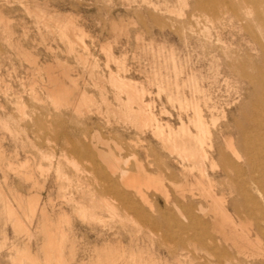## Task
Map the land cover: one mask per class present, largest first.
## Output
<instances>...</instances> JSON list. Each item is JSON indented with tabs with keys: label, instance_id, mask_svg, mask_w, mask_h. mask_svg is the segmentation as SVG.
Here are the masks:
<instances>
[{
	"label": "rangeland",
	"instance_id": "rangeland-1",
	"mask_svg": "<svg viewBox=\"0 0 264 264\" xmlns=\"http://www.w3.org/2000/svg\"><path fill=\"white\" fill-rule=\"evenodd\" d=\"M263 157L264 0H0V264H264Z\"/></svg>",
	"mask_w": 264,
	"mask_h": 264
},
{
	"label": "bare ground",
	"instance_id": "bare-ground-1",
	"mask_svg": "<svg viewBox=\"0 0 264 264\" xmlns=\"http://www.w3.org/2000/svg\"><path fill=\"white\" fill-rule=\"evenodd\" d=\"M76 104H77V103H76ZM137 108H138V107H137ZM197 115H198V112H197ZM197 115H196V117H197ZM200 115H201V114H200ZM197 118H198V117H197ZM197 118H196V119H197ZM200 118L202 119V117H200ZM150 119H151V118H150ZM198 119H199V118H198ZM198 119H197V120H198ZM152 120H153V119H152ZM197 120H196V121H197ZM197 122L199 123V124L197 123L198 126H201L200 122L202 123L203 121H200V120H199V121H197ZM197 124L195 123L196 126H197ZM202 125H203V124H202ZM158 127H159V126H158ZM205 127H207V126L205 125ZM185 128H186V126H185ZM185 128H183V129L185 130ZM197 128H198V127H197ZM202 128H203V126H202ZM202 128H200V130H201ZM172 129H173V127H172ZM186 129H187V128H186ZM188 129H189V128H188ZM176 130H177V129H176ZM176 130H174V131H176ZM179 130H180V129H179ZM179 130H177V131H179ZM184 130H183V131H184ZM206 130H207V129H206ZM168 131H169V130H168ZM177 131H176V132H177ZM180 131H181V130H180ZM186 131H187V130H186ZM189 131H190V130H189ZM202 131L205 132V129L203 128ZM176 132H175V133H176ZM187 132H188V131H187ZM204 132H203L202 137L204 136V134H205L204 137H206V133H204ZM170 133H171V131H170ZM184 133H185V132H184ZM201 133H202V132L200 131V134H201ZM209 133H210V132H209ZM176 134H178V133H176ZM185 134H186V133H185ZM191 134H192V133H191ZM168 135H170V134H168ZM172 135H174V136H173V139H174L175 134L172 133ZM172 135L169 136V137L171 138ZM194 135H195V134H194ZM162 136H163V135H162ZM176 136H177V135H176ZM185 136H186V135H185ZM187 136H188V135H187ZM189 136L191 137L190 134H189ZM200 136H201V135H200ZM96 138H97V137H96ZM183 138H184V135H183ZM199 138H200V137H199ZM199 138H198V139H199ZM165 139H166V137H165ZM176 139H177V138L175 137L174 140L176 141ZM178 139L180 140V137H179V136H178ZM203 139H205V138H202L201 140H203ZM98 140H99V139H98ZM189 140H190V139H189ZM194 140H195V139H194ZM196 140H197V139H196ZM196 140H195V141H196ZM92 141H93V140H92ZM181 141H182V139H181L180 141H178V142H181ZM186 141H187V140H186ZM197 141H198V140H197ZM169 142H170V141H169ZM172 142H173V140H172ZM176 142H177V141H176ZM189 142H190V141H189ZM189 142H188V143H189ZM199 142H200V140H199ZM199 142H197V143H199ZM201 142L203 143L204 140L201 141ZM98 143H99V142H98ZM182 143H183V142H182ZM191 143H192V142H191ZM212 143H213V142H212ZM176 144H177V143H176ZM185 144H186V143H185ZM195 144H196V143H194V145H195ZM200 144H201V143H199V145H200ZM204 144H205V143H203V145H204ZM97 145H98V144H97ZM183 145H184V144H183ZM192 145H193V143H192ZM179 146H180V145H179ZM179 146H178V149H179ZM195 146H196V145H195ZM195 146H194V147H195ZM173 147H174V146H173ZM197 147H198V146H197ZM200 147H202V146L200 145ZM200 147H198V148H200ZM173 149H174V148H173ZM176 149H177V148H176ZM185 149H186V148H185ZM189 149H190V147H189ZM179 150L181 151V150H183V149L180 148ZM196 150H197V149H196ZM196 150H195V152H194L195 155H196V152H197ZM201 150L203 151V149H201ZM201 150H199V152H200ZM204 150H205V149H204ZM174 151H175V149H174ZM176 151H177V150H176ZM190 151H191V150H190ZM190 151H189V152H190ZM192 151H193V149H192ZM192 151H191V152H192ZM206 151L208 152L207 149H206ZM103 152H104V151H103ZM172 152H173V151H172ZM177 152H178V151H177ZM182 152H183V151H182ZM189 152H188V153H189ZM203 152H204V151H203ZM99 153H100V152H99ZM178 153H181V152H178ZM197 153H198V152H197ZM205 153H206V152H205ZM96 154H97V153H96ZM181 154H182V153H181ZM184 154H185V152H184ZM192 154H193V153H192ZM192 154H190V155H192ZM202 154H203V153H202ZM206 154H207V153H206ZM208 154H209V153H208ZM182 155H183V154H182ZM195 155H193L194 158H195L197 155H199V154H197L196 156H195ZM179 156H181V155L179 154ZM186 156H189V155L187 154ZM186 156L184 157L185 159H183V160H186ZM199 156H200V155H199ZM201 156H202V155H201ZM99 157H100V156H99ZM111 157H112V156H111ZM191 157H192V156H191ZM181 158H182V157H181ZM188 158H189V157H188ZM200 158L203 159V157H200ZM200 158H198V159L195 158V159H197V161H198ZM263 158H264V157H263ZM206 159H207V157H206ZM206 159H205V160H206ZM192 160H193V159H192ZM203 160H204V159H203ZM208 160H209V157H208ZM106 161H108V160L106 159ZM200 161H201V159H200L198 162H200ZM206 161H207V160H206ZM213 161H214V160H213ZM112 162H113V161H112ZM184 162H185V161H184ZM189 162H190V161H189ZM211 162H212V161H211ZM109 163H111L110 160H109ZM186 163H187V162H186ZM192 163H193V162H192ZM194 163H195V162H194ZM200 163H201V164H200ZM200 163H198V166H197V167H199V166L201 165V166H200V168H201V167H202V164H204V163H203L202 161H201ZM111 164H112V163H111ZM183 164H184V163H183ZM199 164H200V165H199ZM211 164H212V163H211ZM113 165H114V164H113ZM213 165H214V164H213ZM57 166H58V165H57ZM117 166H118V165H117ZM117 166H116V167H117ZM193 166H195V164H194ZM210 166H212V165H210ZM116 167H115L114 169H116ZM188 167H189V166H188ZM188 167H186V168H188ZM203 167H204V171H206V170H205V167H206V166L203 165ZM194 168H195V167H194ZM206 168H207V167H206ZM211 168H212V167H211ZM201 169H203V168H201ZM112 170H113V169H112ZM187 170H188V169H187ZM200 171H201V170H200ZM212 171H214V170H212ZM206 173H207V171H206ZM206 173H205V174H206ZM115 174H116V173H115ZM201 175H202V174H201ZM203 176H204V174H203ZM205 176H207V174H206ZM131 179H133V177H131ZM204 179H206V178L204 177ZM212 179H213V178H212ZM198 180H199V179H198ZM208 181H209V180H208ZM198 182H199V181H198ZM199 183H200V182H199ZM199 183H198V184H199ZM209 184H210V183H209ZM210 185H211V184H210ZM210 185H209V186H210ZM187 186H188V185H187ZM199 186H201V185L199 184ZM210 187H211V186H210ZM210 187L208 188L209 190H211ZM193 188H194V187H193ZM195 188H196V187H195ZM197 188H198V186H197ZM212 188H213V187H212ZM180 189H181V188H180ZM182 189H183V188H182ZM206 189H207V188H206ZM192 191H193V190H192ZM201 191H202V190H201ZM204 191H205V190H204ZM182 192H183V191H182ZM194 192H195V191H194ZM197 192H198V191H197ZM183 193H184V192H183ZM187 193H188V192H187ZM200 193H201V192H199V195H200ZM212 193H213V191H212ZM212 193H211V191H208V190L205 191V194H206L207 197H210L213 201L217 202V199L215 198L216 195L214 196V195H212ZM141 194H142V193H141ZM166 194H167V193H166ZM184 194H186V193H184ZM143 195H144V194H143ZM190 195H192V194H190ZM201 195H202V194H201ZM144 196H146V195H144ZM193 196H194V194H193ZM195 196H196V195H195ZM206 196H205V197H206ZM22 197H23V196H22ZM24 197H25V196H24ZM36 197H37V196H36ZM167 197H168V196H167ZM169 197H170V195H169ZM179 197H181V196H179ZM202 197H203V195H202ZM216 197H217V196H216ZM38 198H39V197H38ZM184 198H185V196H184ZM25 199H26V198H25ZM194 199H195V198H194ZM206 199H207V198H206ZM206 199H205V201H206ZM184 200H185V199H184ZM21 201H22V200H21ZM222 201H223V200H222ZM224 202H225V201H224ZM224 202H223V203H224ZM39 204H40V203H39V200H37V199L34 200V210H35V211L38 210V205H39ZM79 204H80V203H79ZM82 204H83V203H82ZM166 204H167V203H166ZM168 205H169V204H168ZM173 205H174V204H173ZM193 205H194V204H193ZM110 206H111V205H110ZM195 206H196V205H195ZM195 206H194V207H195ZM199 206H200V205H199ZM223 206H224V205H223ZM194 207H193V211H194V209H195ZM196 208H197V207H196ZM176 210H177V209H176ZM182 210H183V208H182ZM204 210H205V209H204ZM202 211H203V210H202ZM206 211H207V209H206L204 212H202V213H205ZM208 211H209V210H208ZM217 211H218V210H217ZM64 212H65V211H64ZM178 212H180V210H179ZM184 212H185V211H184ZM184 212H183V213H184ZM199 212H200V211H199ZM80 213H81V212H80ZM180 213H181V212H180ZM219 213H220V215L222 216V219L220 220L221 222H226V223L228 222V223L231 224L230 226H232V225L234 224V221H233L232 217L229 216V214L226 212V210L224 209V207H219ZM12 214H13V213H12ZM34 214H35V213H34ZM42 214H43V217H46V219L48 218V217H47V216H48V215H47V211H45V210L42 209ZM64 214H66V213H63V215H64ZM186 214H187V213H186ZM199 214H200V213H199ZM209 214H211V212H210ZM212 214H213V213H212ZM46 215H47V216H46ZM35 216H36V215H35ZM188 216H189V215H188ZM213 216H214V215H213ZM62 217H63V216H62ZM64 217H65V216H64ZM64 217H63V218H64ZM196 217H197V216H196ZM207 217H208V215H207ZM217 217H218V216H217ZM217 217L215 218V221L219 222V220L217 219ZM29 218H30V217H29ZM63 218H62V219H63ZM181 218H183V217L181 216ZM62 219H61V221H60V218H59L58 221H60V223H62ZM30 220H31V219H30ZM147 220H149V219L147 218ZM187 220H188V219H187ZM191 220H192V219H191ZM33 221H34V220H33ZM56 221H57V220H56ZM58 221H57V222H58ZM142 221H143V219L141 220V222H142ZM145 221H146V219H145ZM145 221H144V222H145ZM153 221H154V220H153ZM192 221H193V220H192ZM50 222H51V221H50ZM50 222H49V223H50ZM146 222H147V221H146ZM154 222H155V221H154ZM189 222H191V221L189 220ZM195 222H196V221H195ZM235 222H236V221H235ZM21 223H22V222H21ZM60 223H59V224H60ZM148 223H149V222H148ZM148 223H147V224H148ZM208 223H209V222H208ZM226 223H225V224H226ZM50 224H51V223H50ZM144 224H145V223H144ZM144 224H143V225H144ZM149 224H150V223H149ZM154 224H155V223H154ZM168 224H169V223H168ZM201 224H202V223H201ZM225 224H224V225H225ZM47 225H48V224H47ZM52 225H53V224H52ZM54 225L56 226V225H58V224H57V223H56V224L54 223ZM54 225H53V226H54ZM156 225H157V224H156ZM158 225H159V224H158ZM50 226H51V225H50ZM50 226H48V227H50ZM151 226H152V225H151ZM160 226H161V225H160ZM207 226H208V225H207ZM234 226H235V224H234ZM234 226H233V227H234ZM236 226H237V225H236ZM26 227H27V226H26ZM48 227H47V228H48ZM51 227H52V226H51ZM51 227H50V228H51ZM61 227H63V226L61 225ZM154 227H155V226H154ZM204 227H205V226H204ZM208 227H209V226H208ZM233 227H232V228H233ZM237 227H238V226H237ZM45 228H46V227H45ZM56 228H58V226H57ZM170 228H171V227H170ZM259 228H260V227H259ZM153 229H154V228H152V231H153ZM157 229H158V228H157ZM235 229H236V228H235ZM48 230H49V229H48ZM58 230H59V229H58ZM63 230H65V229H63ZM155 230H156V228L154 229L153 232H155ZM159 230H161V229H158L156 232L159 233V232H158ZM207 230H208V228H207ZM210 230H211V228H210ZM221 230H222V229H221ZM233 230H234V228H233ZM51 231H52V230L50 229L49 232L51 233ZM59 231H60V230H59ZM204 231H205V230H204ZM204 231H203V232L201 231V233H205ZM234 231H236V230H234ZM180 232H181V231H180ZM207 232H208L207 234H209V231H207ZM222 232H223V230H222ZM243 232H244V231H243ZM58 233H59V232H58ZM60 233H61V232H60ZM62 233H63V232H62ZM67 233H68V232H67ZM67 233H65V234H67ZM163 233H164V232H163ZM185 233H186V232H185ZM197 233H198V232H197ZM226 233H227V231H226ZM30 234H31V233H30ZM68 234H70V233H68ZM68 234H67V235H68ZM223 234H224V233H223ZM223 234H221V236H222ZM227 234H228V233H227ZM227 234H226V235H227ZM229 234H230V233H229ZM241 234H243V233H241ZM31 235H32V234H31ZM51 235H52V234H50V237H51ZM59 235H60V234H59ZM62 235H64V234H62ZM152 235L154 236V234H152ZM155 235H156V233H155ZM157 235H158V234H157ZM163 235H164V234H163ZM187 235H188V233H187ZM195 235H197V234H195ZM201 235H202V234H201ZM203 235L205 236V234H203ZM226 235H225V236H226ZM239 235H240V232H239ZM48 236H49V235H48ZM53 236H54V234H53ZM56 236H58V235H56ZM60 236H61V235H60ZM65 236H66V235H65ZM72 236H74V235H72ZM137 236H138V235H137ZM223 236H224V235H223ZM240 236H241V235H240ZM243 236H245V235H243ZM243 236H242V237H243ZM54 237H55V236H54ZM143 237H144V236H143ZM154 237H155V236H154ZM154 237H153V238H154ZM46 238H47V237H46ZM51 238H52V241H53V240H54L53 237H51ZM51 238H49L48 243H49V241H51V240H50ZM60 238H61V237H60ZM62 238H63V237H62ZM145 238H146V237H145ZM185 238H186V237H185ZM187 238H188V237H187ZM208 238H209V237H208ZM224 238H225V237H224ZM244 238H245V237H244ZM63 239H64V238H63ZM66 239H68V238H66ZM131 239H132V238H131ZM151 239H152V238H151ZM154 239H155V238H154ZM154 239H153V240H154ZM176 239H177V238H176ZM57 240H58V239H57ZM147 240H149V238H148ZM153 240H152V242H153ZM159 240H161V239H159ZM174 240H175V239H174ZM174 240H173V242H174ZM211 240H213V239H211ZM247 240H248V239H247ZM54 241H56V239H55ZM60 241H61V240H60ZM134 241H135V240H134ZM176 241H177V240H176ZM176 241H175V242H176ZM187 241H188V239H187ZM198 241H199V240H198ZM198 241H197V242H198ZM251 241H252V240H251ZM56 242H58V241H56ZM142 242H143V241H142ZM146 242H147V241H146ZM150 242H151V241H150ZM212 242H213V241H212ZM246 242H247V241H246ZM64 243H65V242H64ZM64 243H63V244H64ZM235 243H236V242H235ZM252 243H253V242H252ZM50 244H51V243H50ZM53 244H55V243L53 242ZM61 244H62V243H61ZM107 244H109V243H107ZM111 244H112V243H111ZM121 244H122V243H121ZM129 244H130V242H129ZM142 244H143V243H142ZM174 244H175V243H174ZM208 244H209V243H208ZM58 245H59V244H58ZM70 245H71V244H70ZM117 245H119V244H117ZM122 245H123V244H122ZM135 245H137V243H136ZM186 245H187V244H186ZM254 245H255V244H254ZM52 246H53V245H52ZM74 246H75V245H74ZM107 246H108V245H107ZM113 246H114V245H113ZM113 246H111V248H112ZM145 246H146V245H145ZM205 246H206V244H205ZM53 247H55V246H53ZM116 247H117V246H116ZM116 247H114V248H116ZM119 247H120V245H119ZM130 247H131V246H130ZM141 247H142V246H141ZM27 248H28V247H27ZM56 248H58V247H56ZM108 248H109V247H108ZM111 248H109V249H111ZM143 248H144V246H143ZM146 248H147V247H146ZM49 249H50V248H48V250H49ZM54 249H55V248H54ZM73 249H74V248H73ZM106 249H107V248H106ZM117 249H120V248H117ZM121 249L123 250L124 248L121 247ZM127 249L129 250V247H127ZM127 249H126L125 252L128 251ZM132 249H134V248H132ZM48 250H47V251H48ZM55 250H56V249H55ZM58 250H62V249H60V247H59ZM111 250H112V249H111ZM138 250H139V249H138ZM140 250H141V249H140ZM140 250H139V251H140ZM259 250H260V249H259ZM45 251H46V250H45ZM56 251H57V250H56ZM68 251H69V250H68ZM74 251H75V250H74ZM74 251H73V254L75 253ZM76 251H77V250H76ZM96 251H97V250H96ZM100 251L102 252V249H101ZM109 251H110V250H109ZM109 251H108V252L105 251V252L109 253ZM114 251H115V250H114ZM116 251H117V250H116ZM116 251H115V252H116ZM131 251H132V250H131ZM133 251H134V250H133ZM181 251H184V250H181ZM51 252H52V251H51ZM61 252H63V251H61ZM61 252H59V253H61ZM77 252H78V251H77ZM97 252H99V250H98ZM97 252H96V254L99 256L100 254H98ZM115 252H114V253H115ZM119 252H121V250H120ZM128 252H129V251H128ZM135 252H136V251H135ZM142 252H143V251L141 250V253H142ZM147 252H149V251H147ZM150 252H151V250H150ZM150 252H149V253H150ZM59 253H58V254H59ZM99 253H100V252H99ZM102 253H103V252H102ZM107 253H106V254H107ZM114 253H113V254H114ZM117 253H118V252H116L115 254H117ZM123 253H124V252H123ZM129 253H130V252H129ZM129 253H128V254H129ZM139 253H140V252H139ZM143 253H144V252H143ZM152 253H153V252H152ZM180 253H181V252H180ZM188 253H190V252H188ZM47 254H48V253H47ZM63 254H64V253H63ZM75 254H76V253H75ZM110 254H112L111 251H110ZM119 254H120V253H119ZM182 254H183V253H182ZM191 254H192V253H191ZM56 255H57V254H56ZM60 255H62V254H60ZM71 255H72V253H71ZM91 255H92V254H91ZM104 255H105V254H104ZM108 255H109V254H108ZM140 255H141V254H140ZM73 256H74V255H73ZM100 256H101V255H100ZM100 256H99V257H100ZM106 256H107V255H106ZM110 256H111V255H110ZM120 256H123V255H120ZM142 256H143V255H142ZM148 256H149V255H148ZM150 256H151V255H150ZM152 256H154V255H152ZM180 256H181V255H180ZM108 257H109V256H108ZM108 257H107V258H108ZM123 257H124V256H123ZM133 257H134V256H133ZM157 257L159 258V256H157ZM104 258H105V257H104ZM141 259H142V258H141ZM159 259H160V258H159ZM23 260H24V259H23ZM36 261H37V260H36ZM40 262H41V261H40ZM36 264H37V263H36ZM135 264H136V263H135Z\"/></svg>",
	"mask_w": 264,
	"mask_h": 264
}]
</instances>
